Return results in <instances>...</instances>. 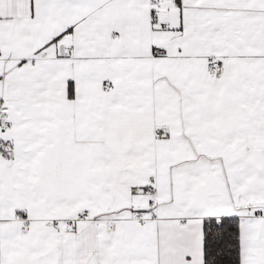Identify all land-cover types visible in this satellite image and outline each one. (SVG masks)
<instances>
[{
    "label": "snow or ice",
    "instance_id": "6c2138e0",
    "mask_svg": "<svg viewBox=\"0 0 264 264\" xmlns=\"http://www.w3.org/2000/svg\"><path fill=\"white\" fill-rule=\"evenodd\" d=\"M0 264H264V0H0Z\"/></svg>",
    "mask_w": 264,
    "mask_h": 264
}]
</instances>
